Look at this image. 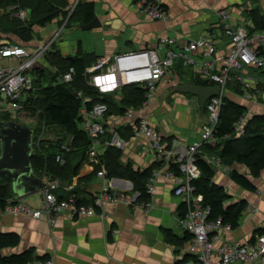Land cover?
<instances>
[{"label":"crops","instance_id":"obj_1","mask_svg":"<svg viewBox=\"0 0 264 264\" xmlns=\"http://www.w3.org/2000/svg\"><path fill=\"white\" fill-rule=\"evenodd\" d=\"M160 1L168 13L164 20H150L142 16L137 10L135 0H70L66 8L68 10H65L66 16H64V11H60L45 25L33 26L35 35L32 40L21 42L15 35L3 33L0 30V45L13 43L32 51L39 43L53 39V45L51 44L48 49L49 53L59 51L62 56L70 58L76 56L81 50L83 55H88L90 61L85 67L86 72V69L95 64L99 57H111L118 53L141 50L147 46L156 48L159 55L163 56L165 46H158V40L163 37L182 40L201 37L213 45L219 53H225L229 48V39L224 34L223 22L217 14V11L221 9L228 11L226 22L233 27L245 25L251 32L258 31L256 29L258 27L251 18V11H255L259 20L264 23V0ZM84 2L93 4L94 14L101 23L98 27L81 29L84 23L80 24L79 8L77 13L70 18V10L72 12L74 8H70L71 4ZM9 8L12 7H8L7 10ZM26 11L28 16L29 10ZM73 19L76 20L71 25L70 22ZM83 30L88 32L85 33L87 41L75 43L77 36L75 33ZM43 59L40 60L41 65L44 62ZM0 60L7 62L0 64V67H10L17 63V59L11 57H0ZM41 70L47 72L45 64ZM262 71L253 66L234 70L231 72L234 73L233 81L229 86L226 85V97L246 108L245 115L248 120L253 115H264V88H259L262 84L264 85ZM61 75H58V81ZM50 78L51 76L47 79ZM194 79L199 83H194ZM241 79L246 80L248 88L261 89L263 94L256 99L244 98V86ZM182 84L216 86L200 76L196 67L186 65L183 58L177 59L170 73L157 83L155 96L158 98L156 101H151V106L126 108V111H130L131 116L129 117L124 113L106 115L105 135L102 138L103 141L100 139L101 143L96 148L98 155L103 153L108 145L121 149L120 162L123 165L131 163L136 170L142 171L157 162L149 139L135 130V121L140 117L152 122L166 140L178 139L190 143L199 139L200 125L205 116L202 111V116L199 117L198 113V123L190 124L189 127L185 126V122H181L176 128L167 124L161 116V114L171 110L176 111L179 108L184 111L187 96L194 94L178 91L176 87ZM238 87L242 92L236 91ZM252 88L248 91L250 92ZM117 90L118 87L109 90L111 92L99 94L112 96L117 101ZM165 96L169 101V108L165 112H158V102L162 101ZM194 97L198 111L206 105L208 99L200 105L198 96L194 95ZM218 141L219 139L216 138L215 142L210 145L214 146L218 144ZM219 149L221 147L217 150ZM70 154L71 165L74 167L78 162L77 172L63 179L68 182L63 184L71 188L68 190L59 187L55 190V194H60V192L67 194L72 191L74 196H78L83 201V204L89 205L103 184V178L97 175L95 167L96 165H99V169L104 167L93 163L88 155L81 154V152ZM208 155L215 156L216 154ZM234 168L251 180L255 190H246L238 186L230 178H226L221 170L217 169L214 172L213 181L215 183L222 186L227 183L233 189L230 201L245 200L247 204L240 216L239 225L224 232L219 241L245 243L253 239L258 229L264 230V171L258 177H252L246 167L237 164ZM158 170L160 171L151 200L152 205L148 211L139 207L136 200L138 195L133 205L107 203L103 207L107 214L104 219L73 217L63 211L55 215L51 222L45 217L35 218L23 214L7 215L0 210V233H15L19 236L18 245L7 249L6 252L18 254L30 249L34 258H52L54 264H181L183 257L187 255L181 248L185 241L179 243L186 235L178 223L180 217L178 207L181 200L173 194L172 182L165 176L164 168L158 166ZM41 179L44 182L49 177L44 175ZM121 181L123 183L119 186L126 188L125 194L128 197L133 196L135 190L132 183L127 179ZM33 194L36 197L26 199ZM14 196L15 199L25 201L33 208L39 207L42 198L39 190L23 198ZM147 199H149L148 195ZM167 231H170L171 238L168 237Z\"/></svg>","mask_w":264,"mask_h":264},{"label":"built area","instance_id":"obj_2","mask_svg":"<svg viewBox=\"0 0 264 264\" xmlns=\"http://www.w3.org/2000/svg\"><path fill=\"white\" fill-rule=\"evenodd\" d=\"M138 12L150 20H164L168 13L160 0H135ZM75 4L73 5V7ZM72 7V8H73ZM11 9V8H9ZM223 22L224 34L229 39V48L225 53H219L216 48L207 43L201 37L196 39H177L163 37L158 40V46H165L163 56L159 55L154 47L147 46L137 51H128L115 54L111 57H99L95 64L86 69L87 82L98 93H104L114 88L125 85L144 86L146 88L145 101L140 108L148 105L154 99L157 83L168 75L179 58H183L188 66L196 67L198 74L207 82L220 88L219 94L208 99L206 103L207 119L200 125L199 139L190 143L178 139L166 140L155 125L148 119L140 117L135 121V130L150 141L155 160L161 168H164L165 176L172 182L173 194L180 198L185 206L183 216L178 218L179 225L191 235L184 252L194 256L181 264H264V232L257 233L249 242L219 241L220 236L231 230L229 224L221 220H208L209 208L203 205L202 195L195 193L194 179L199 178L200 168L198 159H203L215 169L226 171L218 156L203 154L201 148L204 144H213L216 140L215 133L218 129L221 108L226 97L225 89L231 78V72L245 66L255 68L264 67V28L250 32L245 25L233 27L226 22L227 10L217 11ZM10 16L20 19L27 18V11L18 9L11 12ZM53 39L39 43L30 51L27 47L8 43L0 45V57L16 58L17 63L10 67H0V115L9 114L11 117L18 111H23V102L34 95L36 87V69L38 63L45 56ZM75 70L70 67L60 76V81L70 83L73 80ZM244 86V98L256 99L263 94L261 89L252 88L248 91V84L241 79ZM83 101L89 98L83 97L77 92ZM108 107L105 102H96L90 109L82 107L79 115L80 126L87 133L91 141L88 156L93 163L99 164L97 145L100 144V136L105 131V117ZM128 117L130 111L125 113ZM246 115L238 117L232 125V134L235 137L244 136L247 124ZM43 139V138H40ZM72 139V137L70 138ZM61 149L69 152L71 147L63 143ZM59 164L65 159L61 153L55 156ZM175 166L176 174L171 166ZM158 167L154 169L145 184V192L149 199L138 201L139 207L148 211L151 209L155 184L159 175ZM103 178V184L89 205L78 203L73 194L66 199H58L55 190L59 187L70 189L66 184H61L57 179H46L45 186L39 189L42 198L38 208L31 207L20 199H11L2 209L3 214H23L30 217H45L53 222V217L66 211L73 217H98L104 219L107 214L103 207L107 203H125L133 205L138 191L133 196L125 194V187L119 186L114 178L106 175L104 168L97 172ZM25 264H54L51 259H32Z\"/></svg>","mask_w":264,"mask_h":264},{"label":"trees","instance_id":"obj_3","mask_svg":"<svg viewBox=\"0 0 264 264\" xmlns=\"http://www.w3.org/2000/svg\"><path fill=\"white\" fill-rule=\"evenodd\" d=\"M70 4V0H0V30L3 33L13 34L21 42H27L33 39V26H43L54 19L60 11L66 9ZM8 7H12L7 10ZM14 7V8H13ZM79 8L81 20L80 24L90 22L94 14V6L91 2L76 4L71 12V17L77 13ZM18 9L29 10V15L25 19H20L16 16H10L11 12ZM253 19L258 31L264 28V23L259 20L257 13L251 11ZM251 32V31H250ZM254 32V31H253ZM51 54H56L50 52ZM49 55V53H48ZM90 61L88 55H83L81 50L76 56L64 57L60 54L54 58L51 63L58 69L49 81L44 70L36 69V78L34 85L36 91L34 95H30L24 102L23 115L32 122L38 129L35 132L33 129V152L31 156V164L33 171L40 177L46 175L52 179H58L63 183L64 178L76 174L78 162L73 167L70 163L71 154L78 153L88 155L91 141L87 133L80 126V109L85 107L90 109L96 102L102 101L107 104L108 110L106 115L123 114L126 108L140 107L145 101L146 88L144 86L125 85L120 87L125 92L120 100H114L112 96L101 95L88 82V75L85 73V67ZM73 67L75 70L72 82L64 83L57 80L58 75L65 73ZM263 70L264 68H258ZM234 79V73H231V78L227 85L229 86ZM194 83H199L194 79ZM260 86V85H258ZM262 84V87L264 88ZM234 88V85H233ZM237 92H242L238 87ZM81 92L83 97L89 98L88 101H83L82 97L77 95ZM117 99V98H116ZM122 100L124 103L122 104ZM112 104V105H111ZM113 106V107H112ZM203 110L206 112V106L203 105ZM246 108L236 102L224 97V104L221 108L219 124L215 137L218 144L212 146L204 144L201 148L203 154H216L221 162L230 168L229 178L238 186L246 190H255V186L251 180L245 175L237 171L235 165L239 164L246 167L252 177H258L264 171V115H253L246 124V133L244 136H232V125L234 121L244 115ZM9 114H1L0 120H17ZM37 119V121H36ZM130 128V127H129ZM51 132V134H48ZM61 132V133H60ZM40 133H45V138H38ZM122 134V133H121ZM104 133L100 136L102 139ZM52 136L51 138H49ZM72 137V139H70ZM38 138V139H37ZM53 138V139H52ZM69 140L71 150L64 152L61 146ZM103 140V139H102ZM171 140V139H170ZM68 144V143H66ZM218 147L221 149L217 150ZM61 153L65 159L63 164H59L55 160V156ZM122 151L115 146H106L103 153L98 155L99 164L103 165L106 175L109 178H122L129 180L135 191H138L137 201L147 200L145 192V184L151 175L152 171L159 166L157 162L145 168L144 170H136L131 163L122 164L120 162ZM73 158V157H72ZM197 164L200 168V176L192 181L195 186V193L202 195V203L209 208L208 220L220 219L222 223L229 224L232 229L239 225V219L242 212L246 208V201H230L231 195L226 193L225 188L213 181L214 171L213 166L206 163L203 159H198ZM172 170L178 174L177 168L173 165ZM101 169V168H100ZM99 165H96V173L100 170ZM74 192L70 191L67 194H56L58 199H66ZM13 196L11 189V179L3 178L0 180V210L8 203ZM76 196V195H75ZM78 203H83L76 196ZM185 212L184 204L178 207L179 216H183ZM257 233H262L264 230L258 229ZM186 235L179 243L189 239V234ZM168 237L171 238L170 231H167ZM19 236L15 233H0V264H25L29 259H32L33 252L28 249L18 254H8L7 249L17 246ZM46 258V257H44ZM42 258V259H44ZM192 258L190 255H185L183 261Z\"/></svg>","mask_w":264,"mask_h":264},{"label":"water","instance_id":"obj_4","mask_svg":"<svg viewBox=\"0 0 264 264\" xmlns=\"http://www.w3.org/2000/svg\"><path fill=\"white\" fill-rule=\"evenodd\" d=\"M100 24L99 18L94 16L90 22L81 25V29H92ZM176 89L197 95L200 105L220 92L217 85L207 87L182 84ZM32 152L33 129L21 120H0V180L3 177L10 178L12 192L19 198L26 197L46 185L33 171L30 161Z\"/></svg>","mask_w":264,"mask_h":264},{"label":"rangeland","instance_id":"obj_5","mask_svg":"<svg viewBox=\"0 0 264 264\" xmlns=\"http://www.w3.org/2000/svg\"><path fill=\"white\" fill-rule=\"evenodd\" d=\"M72 7H73V5L71 4V6H70V8L72 9ZM70 14H71V10H70ZM67 15V13L65 12L64 13V16H66ZM75 20L76 19H73V21H71L70 22V24L71 25H73L74 23H75ZM35 30V29H34ZM33 30V31H34ZM85 33H88L87 32V30H83V31H77L75 34L77 35H75L76 37H75V43L76 42H78V41H80V43H85L86 41H87V39H86V36H87V34H85ZM53 45V44H52ZM54 47V46H53ZM56 51V50H55ZM48 50H47V52H46V54H45V56H44V59H43V61L44 62H42V65H41V61L38 63V66H39V68H38V70H41V68H42V66L45 64V66H46V68H47V72H46V74H47V78H49L50 76H53V74H55V72H57V70H56V66H53L52 65V63H51V61L54 59V58H57V55L58 54H60L61 55V53L59 52V51H56L55 53H57V55L56 54H51V53H49V55H48ZM54 53V52H53ZM41 59V60H42ZM5 63H7V62H2L1 60H0V64H5ZM52 78V77H51ZM47 81H49V79H47ZM227 89V88H226ZM226 89H225V91H226ZM262 89V88H261ZM114 91V90H113ZM112 91V92H113ZM109 92V91H108ZM107 91L106 92H104V93H108ZM111 92V91H110ZM117 95V100H120L119 102L121 103V98H123L122 96L123 95H125V92L123 91V90H121V88H118V90H117V93H116ZM155 98L153 99V101H156L157 100V98H158V96H154ZM213 97V96H212ZM152 101V102H153ZM151 101L148 103V105H146L144 108H146V107H148V106H151V103H152ZM235 102V101H234ZM124 103V101L122 100V104ZM159 103V108H158V112H165L169 107V101L167 100V97L165 96L164 97V99L162 100V101H159L158 102ZM112 105V104H111ZM113 107V106H112ZM185 108H184V111H182L181 110V108H179L178 110H176V111H174V110H171L170 112H167V113H165V114H161V116H162V118L167 122V124H170V125H173L174 127H179L178 126V123H181V122H185V126L186 127H189V125L190 124H196V123H198V113H199V117H200V115L202 116V113L205 115H203L204 116V121L207 119V114L205 113V111L203 110V107L202 108H200V109H198V111H197V104H196V102H195V97H194V95H188L187 96V101H186V105L184 106ZM201 111H202V113H201ZM12 118H18L17 120H21V122H23L25 125H27V126H29V127H33L34 128V130H35V132H37V128H36V126L35 125H33L35 122H32V124L30 123V121L27 119V117L25 116V115H23V113L22 112H16V113H14V116L12 117ZM36 121H37V119H36ZM156 123H157V121H156ZM185 131V130H184ZM61 133V132H60ZM48 134H51V132H48ZM132 134V133H131ZM234 135V134H233ZM127 136V135H126ZM128 136H130V134L128 133ZM46 136H45V133L44 134H42V133H40V135H39V137L38 138H45ZM52 136H50L49 138H51ZM33 138H34V134H33ZM37 138V139H38ZM53 139V138H52ZM103 141V140H102ZM64 143H69V140L67 141V142H64ZM211 156V155H210ZM213 156V155H212ZM215 156H217V155H215ZM223 164V163H222ZM224 165V164H223ZM225 167H227L226 165H224ZM214 168V167H213ZM215 169V168H214ZM217 170V169H216ZM229 171H230V168L229 167H227V170L226 171H223L222 173L223 174H225V176H226V178H229L228 176H229ZM35 173V172H34ZM36 174V173H35ZM37 175V174H36ZM38 176V175H37ZM3 178H8V177H3ZM10 179V178H9ZM123 180L122 178H116L115 180H113L114 182H116L118 185H120V184H122L123 182L121 181V180ZM228 180V179H227ZM225 182V181H224ZM224 188H225V191H226V193H228L229 195H232V192H233V189L230 187V186H228V184L227 183H225V185L223 186ZM15 194H13V196L10 198V200L11 199H13V198H15V196H14ZM31 197H36L35 196V194H33V195H31V196H29V197H26V199H30ZM9 200V201H10ZM25 200V199H24ZM8 201V202H9ZM1 212H2V210H1ZM66 212V211H65ZM113 231H115L114 229H113ZM191 235L189 236V239L188 240H186L184 243H183V245H182V249L184 250V248H185V246H186V244L189 242V240L191 239ZM192 256V255H191ZM194 256H192V258H193ZM192 258H190V259H192ZM32 259H38V258H32ZM32 259H29V260H32ZM46 259H51V260H53L52 258H46ZM189 259V260H190ZM28 260V261H29ZM43 260H45V259H43ZM54 261V260H53Z\"/></svg>","mask_w":264,"mask_h":264},{"label":"bare ground","instance_id":"obj_6","mask_svg":"<svg viewBox=\"0 0 264 264\" xmlns=\"http://www.w3.org/2000/svg\"><path fill=\"white\" fill-rule=\"evenodd\" d=\"M110 92V91H109Z\"/></svg>","mask_w":264,"mask_h":264}]
</instances>
